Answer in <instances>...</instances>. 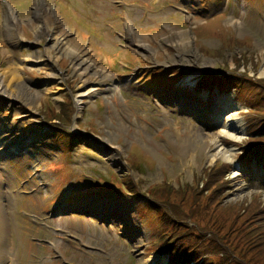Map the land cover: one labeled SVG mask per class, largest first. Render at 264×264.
<instances>
[{
	"label": "rangeland",
	"instance_id": "1",
	"mask_svg": "<svg viewBox=\"0 0 264 264\" xmlns=\"http://www.w3.org/2000/svg\"><path fill=\"white\" fill-rule=\"evenodd\" d=\"M188 1L0 0V176L14 183L15 264H171L161 246L174 231L190 264H264V134L253 144L264 0ZM82 57L109 76L107 93L88 96L100 86L83 84L96 75ZM225 164L223 190L199 194Z\"/></svg>",
	"mask_w": 264,
	"mask_h": 264
},
{
	"label": "bare ground",
	"instance_id": "2",
	"mask_svg": "<svg viewBox=\"0 0 264 264\" xmlns=\"http://www.w3.org/2000/svg\"><path fill=\"white\" fill-rule=\"evenodd\" d=\"M192 1L193 0H189L188 2L192 3ZM9 16H10L11 22L8 21V23L6 25L5 35L7 36L9 41H11L14 45H16L18 43V40H17V35H18L17 34L18 29L17 28L18 27H17V25H18L19 20L14 16V14L12 12L10 13ZM38 17H39L38 20L41 23L40 26H42V28H45L46 26H50L49 24L53 22V20L48 15L47 10L39 13ZM67 39H69V38L67 37ZM53 42H54V45H58L57 38L56 39L54 38ZM139 43L141 44V46L144 45L141 43L140 40H139ZM77 44L79 45L78 42H77ZM72 48L79 50V48H77V45H75V44H73ZM66 52H67V54H71L70 51H66ZM50 54L51 53H49V55ZM35 58H34L33 62H35ZM78 65L84 69V71H85L84 75L87 74V76H88L89 72L93 71L92 65L90 64V61L87 57H82L81 60H78ZM18 74L19 73H17V74L11 73L13 79H15V80L22 79V76L19 77ZM92 74L96 75V77L92 76V78L85 79L83 84H85L86 82H94L95 81L98 83V86H100V87H99V89H96V88L90 89L88 92V96H91L92 94L95 95L98 92H101L102 90H104V93H107L111 89V85L108 83L111 80L109 79V76L107 74H105L104 69L95 70V71H93ZM228 100H229L228 98L223 99V101H224L223 108H222L223 110H225V102H227ZM221 106H222V104H220V107ZM210 110L212 111V113L217 112V110H215V109L212 110L210 108ZM220 112H223V111L219 110V112L215 116H218ZM234 126H235L234 121H232V122H230V126H228V127L231 128ZM4 134L5 133L0 132V138H3ZM218 138L223 140V136H221V133L218 134ZM202 139L204 140V144L206 145V147L210 148L208 146L207 137L203 136ZM7 144H9L8 141H5L4 143L0 142V148L5 147ZM103 149L105 150V148H103ZM106 150L109 151V149H107V148H106ZM110 161H113L116 164L115 159L111 158ZM9 168H10V166H9ZM7 178H8V180H4L0 176V264H15L13 257H12V250L14 249L15 240H14L13 235H12V227L8 223L7 216H6L7 208L9 206H11V204L13 206V203H14V200H13V198L15 196L14 191H13L14 183L11 180V175H8ZM3 184H4L5 188L2 187ZM5 198H7V202H8L7 205L4 204ZM111 207H113V211H117V209L113 205ZM117 219L118 218L116 216L115 220H117ZM152 261L153 260L145 261L144 264H152ZM140 264H143V262H141Z\"/></svg>",
	"mask_w": 264,
	"mask_h": 264
},
{
	"label": "trees",
	"instance_id": "3",
	"mask_svg": "<svg viewBox=\"0 0 264 264\" xmlns=\"http://www.w3.org/2000/svg\"><path fill=\"white\" fill-rule=\"evenodd\" d=\"M70 102H71V100H68L67 104L62 103L61 104V107H62L61 114L59 113V114L55 115V121L57 123H61L62 126H67L66 124L72 123V120H71L72 112L69 108L72 107L73 105ZM73 110L75 111L74 108H73ZM261 126L262 125H260L259 128ZM260 131L261 132H260V134H258L257 138L253 139V144H255V145H258L257 140L259 138H261L264 134V126L262 127V129ZM256 156H257V160L262 162V164H263L262 169H264V160H263L264 159V151L260 152V150L257 149L256 150ZM261 157L263 159H261ZM229 170H230V167L225 164V165H222V167L220 169L214 170L213 174H209L206 172L205 176L208 174L207 180L205 181L206 182V188L204 187V188H201L200 190L198 188L196 190L200 194L201 192H204L207 190L208 184L210 183L211 185H213L212 195L218 194V192L223 190V188L225 187V185L228 182V180L225 181V177H226V174ZM165 185H167V184H165ZM188 187H191V185H188ZM169 188L172 189L171 184L169 185ZM132 191L133 190H131V192ZM133 193H134V191H133ZM205 204L207 205V210H208L209 207H211V204H208V203H205ZM263 211H264L263 209H260L259 213H262ZM250 217L253 218V216H250ZM164 221H166V220L164 219ZM166 224H168V223H166ZM166 227L168 228L169 226H166ZM165 236H166V234H162V239H164ZM179 237L180 236H177V233H175V231L172 233L171 237H170V234H168L167 241L161 247L164 249V251H166L169 254V256H171V258H170L171 264H190L192 257H187V255H185V254L182 256L178 255V252L180 250L178 248H176V245L180 242Z\"/></svg>",
	"mask_w": 264,
	"mask_h": 264
}]
</instances>
